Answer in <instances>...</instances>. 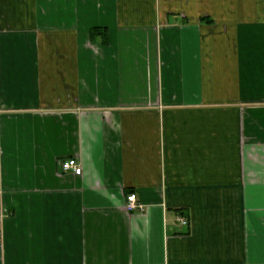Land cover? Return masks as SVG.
Segmentation results:
<instances>
[{
  "label": "crops",
  "instance_id": "1",
  "mask_svg": "<svg viewBox=\"0 0 264 264\" xmlns=\"http://www.w3.org/2000/svg\"><path fill=\"white\" fill-rule=\"evenodd\" d=\"M0 264H264V0H0Z\"/></svg>",
  "mask_w": 264,
  "mask_h": 264
},
{
  "label": "built area",
  "instance_id": "2",
  "mask_svg": "<svg viewBox=\"0 0 264 264\" xmlns=\"http://www.w3.org/2000/svg\"><path fill=\"white\" fill-rule=\"evenodd\" d=\"M60 169L62 172H72L77 176H80L83 172L82 166L76 158L65 160L60 162ZM127 209L129 211L142 210V206L137 203V196L131 193L127 196ZM177 221L182 225H188V221L185 217L179 216Z\"/></svg>",
  "mask_w": 264,
  "mask_h": 264
}]
</instances>
